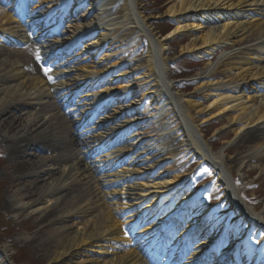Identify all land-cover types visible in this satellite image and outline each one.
<instances>
[{
    "label": "bare ground",
    "instance_id": "obj_1",
    "mask_svg": "<svg viewBox=\"0 0 264 264\" xmlns=\"http://www.w3.org/2000/svg\"><path fill=\"white\" fill-rule=\"evenodd\" d=\"M80 1L83 0H57L59 3L56 6L52 5L51 9H47V12L37 18H29V22H23L18 16L13 19L11 15H0V53L5 50L2 45L9 43L11 46L26 43L29 45L30 34L37 29V32H40V39H44L46 41L44 43L49 44L44 48L46 52L42 51L43 47L34 48L33 46V53L39 56V61L59 59L65 54L77 52L81 43L88 42L86 44L90 52L88 50L86 52L90 55L92 53L104 54V58L97 61L108 63L115 58V51H120L127 45L130 35H140L146 39L145 48L135 53L136 58L129 64L144 62V66L136 68L132 74H127L129 70H124L126 72L121 73V83L118 86L113 85L116 81L113 80L114 70L118 67L97 71L96 69H99L101 64H98V68H94L92 64L89 66H82V64L80 65L82 67L76 69L80 74L76 72L69 75L59 64L52 75L60 83L58 85L60 89L50 88V92H46L47 86H51L46 85L45 74L37 69L36 64L38 63L33 62L34 67L28 69L30 72L35 71L30 75L21 68L17 58L22 56L16 52L10 54L16 60H0V138L8 143L6 147L14 162L10 177L7 179L8 183L6 182V189L9 191L6 206L14 217L25 211L39 214L38 226H46L42 230L47 228V232L41 234L42 231H39L37 237L32 239L38 253L44 257L47 264H148L147 257L143 255L141 249L136 247L134 240L129 236L130 231L134 229L133 220L135 221L142 213L135 210L134 203V205L128 204L129 202L121 200V192L126 190L127 193L142 200L141 197L148 194L145 195L146 184H142L141 180L145 181L151 171L157 170V166L166 164L181 145L195 155H199L203 163L213 166L224 189L223 200L232 207L234 213L238 212V221L247 223L249 227L264 233V210L258 213L242 199L235 180H232L230 170L225 168V163H223L221 156L224 151L221 150L218 153L212 151L206 144L201 131V127L205 124L218 117H224L223 121L232 129L235 138H240L233 150L237 155L229 163L241 167L246 161H256L258 165L255 169L264 176V131L254 129L264 124V49L257 51L259 55H254V58L249 54L241 53V50L245 48L264 44V0H169L164 17L171 22L170 27L173 28L164 36L160 35L161 32H157L149 20L141 16L138 0H125L126 5L122 18L114 19L109 13L110 9H103L100 10L101 13L94 12L96 15L100 14L101 17L93 24L81 31L80 27L73 25L72 29H75V34L59 39L60 36H56L59 32L56 31V34L55 29L49 27L52 25H49L50 21H54L56 15L59 20L65 14L71 16L74 13L71 4H78ZM111 1L115 0H104L103 3L107 7L108 2ZM26 2L27 0H18L17 14H21V8L24 12ZM45 2L46 0L43 3ZM223 9L232 12L244 11L245 14L256 11V14H250L253 16L249 19L243 18L245 22H239L234 17L233 22L223 24L220 28L201 30L202 23L193 24L195 22L193 17L196 13L203 15ZM211 13L205 16L209 17ZM206 17L200 18L199 21L208 20ZM89 19H94V17L90 16ZM190 30L198 32L199 36L187 39L180 50L182 55L195 53L200 57L209 56L215 50L219 52L221 47L231 52L229 55L222 53L217 63L209 64L202 69L201 77L211 83H202L197 88V90L201 88L204 90L203 95L193 96L194 99L201 100L202 103L199 104L177 96V84L172 83L163 61L166 54V42L174 40L177 36H183ZM237 54H245V57L237 58ZM133 74L144 84L134 89L133 87L126 89L123 84L124 79L134 77ZM216 76L220 79L215 83L213 81ZM65 79H67L66 83L63 81ZM76 84L89 89L100 86V91L95 95L84 96L83 99L89 98V104H86V107L91 109L86 110L87 113L82 119L91 112L94 117L96 113L94 109L107 110L109 107L114 109L109 117H106V121L110 122L108 129H104L97 136L98 146L88 148L92 157L93 153H97L96 155L100 153L99 155L102 156L98 157L101 162L97 160L95 165L89 163L85 156H81V150H84L86 145L74 137L72 127L65 120L59 107L58 101L63 98L60 95L62 91L69 92V89ZM248 85H251L250 88H247ZM137 90L146 91L147 95L143 99L149 94L152 98L158 99L160 103L165 100L160 111L165 109L167 116L157 120L156 126L159 132L157 135H153L156 128L149 123L143 127L142 131L151 136L131 145L134 140L130 137L136 135L133 132L137 130L135 129L137 126L140 127V124L127 122L132 112L120 105L129 100V97ZM90 92L93 93L91 90ZM249 92H253L254 96L244 95ZM208 102H210L209 105L205 107L204 105ZM157 104L156 101L155 108ZM14 107L20 110L12 113ZM129 107L136 113L135 107L132 105ZM152 111L155 110L152 109ZM172 111L175 113V122L179 125L176 132L180 134V138H184L181 141L176 138L170 127L172 123L169 120L173 117ZM190 113L202 117L198 124L191 121ZM113 118L115 119L112 120ZM117 118L120 119L118 126L113 124ZM83 123L87 122L83 121ZM132 151L136 153L131 154ZM116 164L117 169L120 168L122 172L116 171L109 175V179H115V182L112 181L105 186L94 180L93 176L96 171L101 173L104 169H113ZM136 175L138 179H141L139 182L137 180L127 182ZM24 181H28V184L23 186ZM178 181L173 179L169 182L151 183L148 187H155L159 190L158 193L151 195L156 203L151 199L146 209L148 211L154 209L155 204H159L162 208L160 204L163 198L174 194L168 192ZM13 189H16L15 192L10 194V190ZM186 200L182 199L176 208L177 211L186 203ZM124 216L127 219L120 221ZM156 216V223L151 228H156V231L166 228V231L168 230L173 237V240L168 241L167 238L166 241L174 245L181 243L176 254L171 252V248V250L166 249L164 264L167 262L170 264H205L207 257L212 258L210 248H213L215 238L211 239L208 235L219 228L218 223H214L211 230H207V237L201 238L197 247L194 246L198 251L189 255L186 261H182L181 259H184L183 256L186 254L182 247L188 231L177 223H187L186 214L177 218V221L174 220L176 222L170 224L171 228L168 223L169 216H171L170 211L156 214ZM198 220H195L197 223L194 222L193 227L189 226L191 232L189 233L192 237H199L202 234L201 229L196 228L200 221ZM232 225L225 223V230L232 229ZM125 227L129 229V232H126ZM143 229L145 227L141 228ZM153 236L156 238L155 233ZM176 236L177 239H175ZM154 240L159 245V242ZM142 241H144L143 246L154 248L152 239H142ZM243 242L238 241L237 247L245 249ZM148 243L151 244L148 246ZM101 244H105L106 247ZM262 244L263 241L258 244L256 251L262 248ZM84 247L97 248L96 254L101 259L79 254L77 255L79 258L85 257V259L77 263L79 258L72 259L73 252L80 251ZM237 247L231 252L238 249ZM9 249L6 246L3 248L0 253L3 258L9 257ZM157 250L156 248L155 251ZM248 251L241 253L242 259L247 258ZM256 251H251L253 259H257ZM169 255L172 257L170 258ZM254 261L256 264V260ZM215 264L218 262L216 261Z\"/></svg>",
    "mask_w": 264,
    "mask_h": 264
},
{
    "label": "rangeland",
    "instance_id": "obj_2",
    "mask_svg": "<svg viewBox=\"0 0 264 264\" xmlns=\"http://www.w3.org/2000/svg\"><path fill=\"white\" fill-rule=\"evenodd\" d=\"M45 0H31L27 2L24 6V12L20 15L17 14L19 6L18 0H0V15H11L13 16V19L17 16H21L23 19V22H28L30 20H27L29 18L33 17L37 18L40 15H42L44 12H47V9H51L50 7L55 4V6L59 3L57 0H46L45 3H43ZM169 0H138V9L141 11L140 13L142 17L149 20V23L157 30V32H161L160 35L167 34L168 27H170V21L168 19H165L164 14L167 8ZM43 4V5H42ZM73 11L75 13L71 16H63L61 21L58 23V30L59 35L61 34V38L65 39L66 36L70 37L75 34V29H72L73 25H77L80 27V31L87 26H90L94 23V21L98 18H100V14H92V10L86 6V3H80V4H71ZM115 5V9L112 10L111 13L113 15L114 19H120L124 16V9L126 2L125 0H115L113 2V5ZM70 8V7H69ZM225 8V6L223 7ZM22 10V9H21ZM22 12V11H21ZM209 13L206 14H198L196 13L193 18L195 22H193L194 25H200L202 28L201 30H204V28H220L223 24L233 22L232 19L236 17L239 22L246 21L243 18H252L253 15L256 14V11L252 13H244V11L241 12H232L230 10L223 9L222 11H216L211 13L212 15H209ZM28 14V15H26ZM253 14V15H250ZM94 17V19H89ZM214 16V17H211ZM206 17L208 20L202 19L199 21L200 18ZM57 18V16L55 17ZM57 21V19L55 20ZM55 21L52 22L55 23ZM51 24V22H50ZM173 24V23H172ZM61 32V33H60ZM36 33V34H35ZM34 37L39 39L38 33L35 32ZM159 34V33H158ZM199 36L198 32H195L194 30H190L186 34H183V36H177V38H174V40H169L166 42V54L163 59L166 69L169 73V76L171 78L172 83L177 84V96L184 97L185 100H192L196 104L202 103L199 99H194V95H203L204 90L203 88L198 89L200 84L204 83H211L206 81L207 79H203L201 77L202 69L205 68V66L209 64H215L219 60V57L222 53H225L226 55H229L231 52L228 49H225L224 47L219 48V52H216L213 55H210L211 57L203 58L198 55L194 54H181L180 50L183 48L185 43L187 42V39L192 37ZM32 45L37 47H43V50L46 46L49 44L44 43V41H32ZM88 43V42H86ZM85 42L81 44V47L79 49V52H77L75 55H71V57L68 55L65 57L64 60L65 63V71L69 72L67 74H78V68L82 66H89L90 64L93 65L94 68L97 71L103 69L111 70L113 68L118 67L114 70L113 85L118 86L121 83L120 77L122 76V72H127V74H132V72L139 67L144 66L143 63L133 64L130 65L126 71L125 68L122 70V66L126 65L127 63L131 62L135 58H132L133 54H135L137 51L143 50L146 46V39L142 36L138 35H130L127 40V45H125L124 48L120 49V51H115V58L111 60L108 63L100 62L97 60H101L104 58V54L101 53H92L91 55L87 53L88 45ZM3 48H5L4 52L0 53V60L8 59V60H16V58H13V55H10L11 53H18L19 56H22L21 58H17L19 61L21 68L24 69L23 71H28L30 67H34L33 64H36L37 55H35L34 48L31 46H25V45H14L12 47L11 45H2ZM261 47H264V44L256 45L250 48H245L241 50V53H245L246 55L249 54L253 58L256 55L254 51L256 49H261ZM2 49V48H1ZM46 51V50H44ZM89 52V50H88ZM240 52V51H239ZM109 54V53H108ZM245 54H237V58H244ZM129 57V59H127ZM131 57V58H130ZM138 59V58H137ZM60 61V60H59ZM144 61V60H143ZM34 62V63H33ZM39 63V62H38ZM59 63V62H57ZM56 63V64H57ZM83 64V65H82ZM38 65V64H36ZM82 65V66H80ZM38 70L42 73L43 70H46L47 68L43 66H37ZM135 67V68H134ZM134 68V69H133ZM51 72V68H49ZM91 70V69H90ZM92 72H95V70H91ZM44 73V72H43ZM177 73V74H176ZM28 74V73H27ZM80 74V73H79ZM29 75V74H28ZM131 77L130 79H127V77L124 79V86L126 89L134 87H140L144 83L142 80H139L135 77ZM220 76V75H219ZM180 77H187L186 80L181 81L177 80ZM122 78V77H121ZM220 77L216 76L214 78L213 82L219 81ZM205 80V81H201ZM109 81H112V79H109ZM51 82V87L46 88V92H50V88H58L57 84L58 82L55 81V77H53L51 74H46L45 83ZM182 82V83H180ZM195 84V85H193ZM199 84V85H198ZM193 85V87H191ZM78 91V96L75 98L77 102V107L75 109H70L71 111L74 110V113L72 114L71 119V125H78L79 114L82 113L86 107H84L85 103H81L83 101L82 98H85L84 96H93L96 93L100 91V86L93 87L92 89H86L83 86L76 84L75 85ZM251 85H248L247 88H250ZM125 89V90H126ZM90 90L93 92L91 93ZM71 91L74 92L73 89ZM146 91L140 92V90L136 91L133 95H131L129 98V101H124L122 106L124 109H127L129 112H132V114L128 117L127 122L131 123H138L140 127H137L135 129L136 132H133V134H137L136 140L133 142L134 144L139 142L140 140H144L145 138L150 137L147 133H144L142 131L143 127L151 123L155 128L156 132L153 135H157L159 132L157 131L158 127L157 120L160 118H165L167 116V111L165 109L161 110V106L165 104V100L161 101V103L158 101V99H154L151 97V95L148 94L145 99H143L144 96H146ZM242 94H240L241 96ZM247 97H253L254 94L247 93L244 94ZM205 96V95H204ZM156 101L158 104L156 105V108L154 107ZM210 102L205 104L204 106L207 107ZM130 105L136 108V113L134 111H131ZM171 107V106H170ZM155 110L154 112L152 111ZM20 108L14 107L13 112H18ZM114 110L113 108H109L107 112H101L97 119H95V123H98L97 120H102L104 116H109L111 111ZM171 110V109H170ZM161 112V115H160ZM164 112V113H163ZM173 112V117L170 118L169 121H171L170 124L171 128L173 129L174 134L176 135V138L178 140H182L184 138H180V134L178 135L179 125L175 122V113ZM14 113V114H16ZM107 113V115H105ZM192 113V112H191ZM190 113V115H191ZM192 119L191 121L195 123H199L202 117H198L197 115H191ZM76 117V118H75ZM113 118L112 120H114ZM224 117H218L214 119L213 121H210L209 123L205 124L201 127V131L203 132V135L205 137V142L208 145V147L211 148L212 151L215 153H218L219 151L223 150L224 154L221 156L223 163H225V168L230 170V175L232 177V180H235V184L237 186V189L240 193V196L242 199L246 202V204L250 207H253L256 212L261 213L264 210V176L259 174L255 167H257L258 163L255 162H249L246 161L243 163L241 167H238L237 165L230 164L229 162L234 160L235 156L237 155L235 150V146L238 143V140L240 138H235V136L232 134V129L227 125L226 122L223 121ZM73 120V122H72ZM120 119H117V126L119 125ZM139 121V122H137ZM108 123H102L101 125H107ZM96 125H94L92 128H95ZM139 128V129H138ZM90 128H86V130L81 131L80 135H83V139L81 137V141L86 142L89 145H93V139H88L90 133V137H96L100 132L95 133L94 129H90L91 131L88 132ZM141 129V131H139ZM255 130H261L264 131V124H261L260 126H257L254 128ZM87 132V133H86ZM86 135V136H85ZM145 135V136H143ZM147 135V136H146ZM75 137V136H74ZM136 136H134L135 138ZM137 141V142H136ZM85 143V144H86ZM8 143H5L2 138H0V224L2 223V226L0 225V253L3 250V248L9 247V257L3 258L2 254H0V264H47V261L38 253V250L36 248V245L32 243V239H35L37 237L38 232L42 231L41 234H44L47 232V228L43 229L46 226L39 227L38 221L40 219L39 214L35 213L32 214L29 211H25L22 214H20L17 217H14L10 209L6 206V198L8 196V189H6L7 186V179H9L12 167L14 166V162L9 156L8 148L6 147ZM88 153L89 150H83L81 151V155L87 156L88 159ZM93 159H90L88 162L94 164V162L97 160L98 156L95 157V154L93 153ZM164 164V165H163ZM159 167L157 166V170L153 172L151 177H148L145 181L141 180L143 182L142 184H146L144 187L145 195L142 196V200L134 195H131L127 192H122L121 199L125 202H129L128 204H135V208H142L139 209V212L143 215H148L146 219V227L147 234H156V238L160 241V239L165 234V230L158 229L155 231L156 228H151L156 222L157 216L156 214H164L166 211H170L172 213V217L169 219L172 220L173 217H176L177 215H180L183 211V208H179L180 210L177 211L176 208L180 205L182 202V199H187L186 202L187 208L193 209V214L201 213L204 215H209L208 219H213L215 221L216 219L220 221H225V223L231 225L236 224L238 221V217H236V214L232 212L231 207L228 205V203L223 200L224 198V189L220 184L219 178L217 177L215 169L208 165L207 163H203L200 160V156L195 155L194 153L190 152L184 145H181V147L176 151V153L171 157V159L165 164L163 163ZM150 170V169H148ZM118 171H121V169H118ZM151 171V170H150ZM95 181L102 180L101 183H107L104 180L105 177L102 175H94L93 176ZM185 178V179H184ZM173 179H177V183L173 188L170 189L169 194L174 193L172 196L163 198V201L160 205H162L160 208L159 204L154 205V209L148 211L146 208L148 207V202L151 201V199L154 201V198H151L152 193L156 194L158 193L159 189H155V187H148L151 185V183L155 182H169ZM5 182V183H4ZM7 182V183H6ZM28 181H24L22 185H27ZM20 184H18L19 186ZM16 189L10 190V194H13ZM160 192V191H159ZM137 200V201H136ZM141 200V201H138ZM251 201V202H250ZM168 202V203H167ZM156 203V201H154ZM158 203V202H157ZM167 203V204H166ZM133 204V205H134ZM139 204V205H137ZM142 204V205H140ZM165 204V206H163ZM167 209V210H166ZM188 209L186 210V214L188 212ZM157 211V212H154ZM146 213V214H145ZM181 216V215H180ZM179 216V217H180ZM206 218V219H207ZM127 219L126 216H124L120 221H125ZM192 219L189 218L187 224H185L183 227L184 229H187V227L192 225ZM168 221V223H169ZM209 221V220H206ZM244 223H238V230L236 234H239L240 237L245 236L248 233V230L250 231V228H248L247 231L241 229V226H243ZM182 225H180L181 227ZM144 229V230H145ZM126 231H129V229L126 227ZM167 233L168 230H167ZM133 235L132 239L135 243L140 242V239L138 240V237H135L137 233H132ZM135 235V236H134ZM165 238V237H164ZM231 238V237H230ZM23 239L30 240L29 242H25ZM232 241L229 242L231 244ZM247 245L244 244V248H248L250 245V250H254L253 246L257 245V241L255 242L252 237H247ZM106 247L105 244H101ZM169 248L176 253L178 251L179 245H174L173 243H169ZM219 249V248H218ZM221 249V248H220ZM97 248H91V247H84L81 248V250H76L73 252L72 259L79 258V254H84L85 256H89L91 258L95 259H101L99 258V255L96 254ZM78 255V256H77ZM85 259V257H80L79 261L77 263H81ZM102 262V261H101Z\"/></svg>",
    "mask_w": 264,
    "mask_h": 264
},
{
    "label": "snow or ice",
    "instance_id": "obj_3",
    "mask_svg": "<svg viewBox=\"0 0 264 264\" xmlns=\"http://www.w3.org/2000/svg\"><path fill=\"white\" fill-rule=\"evenodd\" d=\"M48 71H50V69H49ZM46 74H47V73H46Z\"/></svg>",
    "mask_w": 264,
    "mask_h": 264
}]
</instances>
